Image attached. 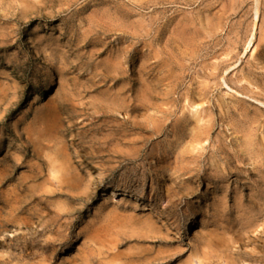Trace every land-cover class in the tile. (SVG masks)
<instances>
[{"label": "rangeland", "instance_id": "rangeland-1", "mask_svg": "<svg viewBox=\"0 0 264 264\" xmlns=\"http://www.w3.org/2000/svg\"><path fill=\"white\" fill-rule=\"evenodd\" d=\"M151 1L0 0V264H264V218L243 248L219 246L213 227L226 195L228 206L250 198L256 213L264 205L262 174L235 159L242 139L231 118L217 109L211 141L202 144L204 157L214 152L220 171L227 168L207 195L213 185L187 190V175L157 162L153 148L176 139L172 127L151 138L146 116L133 112L140 65L150 80L136 44L152 41L140 36L142 20L149 30ZM201 3L162 4L171 8L162 27L177 23L178 10L203 12ZM259 55L264 68V49ZM251 96L264 102V94ZM252 99L244 97L253 111Z\"/></svg>", "mask_w": 264, "mask_h": 264}, {"label": "bare ground", "instance_id": "bare-ground-1", "mask_svg": "<svg viewBox=\"0 0 264 264\" xmlns=\"http://www.w3.org/2000/svg\"><path fill=\"white\" fill-rule=\"evenodd\" d=\"M179 1L190 7L198 3V0L169 3L152 0L149 30H145L143 20L140 26L143 29L140 31L141 38L146 36V32L152 41L148 45L143 41L136 44L139 60L149 59L147 74L150 80L146 81L144 66L140 65L137 80L142 89L141 100L133 112L146 116L147 128H143L151 138L160 137L170 126L176 138L168 146H155L152 152L162 170L187 175L182 184L188 185L187 190L213 185V188L207 189V195L215 191L225 179L227 168L220 171L215 164L214 152L209 158L204 157L202 150L206 148L202 144L211 141L217 121L216 110L219 109L231 118L235 134L241 135L238 154L235 155L237 163L252 162L248 163L252 165L249 174L257 172L264 178L263 165H260L262 142L256 139L258 128H264V102L253 100L251 96L264 94V72L261 71L263 67L260 66L259 55V48L264 49V28L260 24L264 23V0H254L253 12L249 8L250 0H201L199 6L203 7V12L201 8L196 14L190 12L189 16L188 12L178 10L177 23L164 29L162 22L168 18L171 8L161 10L160 6L178 5ZM215 3L220 6L217 12ZM251 14L254 15L253 23L248 19ZM236 15L241 19L235 23L233 17ZM144 47L148 48L147 52H144ZM242 50L245 53L241 57ZM247 70L255 77L251 78ZM223 87L227 89L225 92L220 91ZM144 88H147L146 96L142 95L146 91ZM216 91H220L221 95H217ZM244 97L257 103L253 111L244 102ZM152 110L162 116L148 114ZM233 111L239 114V119L234 117ZM139 125L135 123L134 126L143 130ZM188 143L185 147L184 144ZM218 148L221 149L222 144ZM233 168L239 174L244 173L243 168L237 165ZM197 189L188 192L187 198L195 196ZM226 198L227 195L224 197L226 203L217 205L213 215L218 245L232 249L231 244L238 243L243 248L246 239L259 227V217L264 218V205L255 213L257 203L250 198L245 202L242 198L235 199L234 206H228L230 202ZM233 207L237 210L235 216L231 214ZM230 234L233 236L226 239Z\"/></svg>", "mask_w": 264, "mask_h": 264}]
</instances>
